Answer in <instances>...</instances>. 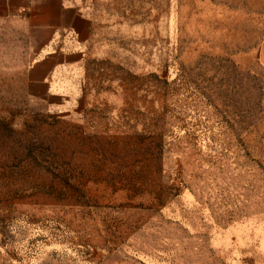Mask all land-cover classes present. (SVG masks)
I'll use <instances>...</instances> for the list:
<instances>
[{
  "label": "rangeland",
  "instance_id": "obj_1",
  "mask_svg": "<svg viewBox=\"0 0 264 264\" xmlns=\"http://www.w3.org/2000/svg\"><path fill=\"white\" fill-rule=\"evenodd\" d=\"M259 2L130 0L48 103L0 21V264H264Z\"/></svg>",
  "mask_w": 264,
  "mask_h": 264
},
{
  "label": "crops",
  "instance_id": "obj_2",
  "mask_svg": "<svg viewBox=\"0 0 264 264\" xmlns=\"http://www.w3.org/2000/svg\"><path fill=\"white\" fill-rule=\"evenodd\" d=\"M130 0H0V21L18 26L29 41L27 87L41 103L59 99L63 73L77 69L102 33L128 16ZM264 11V0H260ZM258 7V5H255ZM264 70V36L258 50Z\"/></svg>",
  "mask_w": 264,
  "mask_h": 264
}]
</instances>
